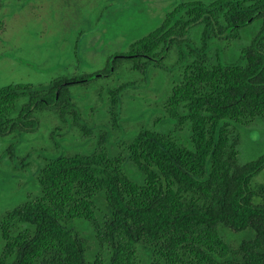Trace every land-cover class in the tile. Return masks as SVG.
Wrapping results in <instances>:
<instances>
[{"label":"trees","instance_id":"1","mask_svg":"<svg viewBox=\"0 0 264 264\" xmlns=\"http://www.w3.org/2000/svg\"><path fill=\"white\" fill-rule=\"evenodd\" d=\"M232 38L245 41L225 52ZM172 49L168 120L188 130L142 125L116 145L45 153L35 193L0 218V264H264V152L241 162L237 130L264 120V0L182 2L106 71L124 59L142 77L165 71ZM95 77L2 85L0 137L37 132L44 112L76 119L73 88ZM223 228L243 234L237 247Z\"/></svg>","mask_w":264,"mask_h":264},{"label":"rangeland","instance_id":"2","mask_svg":"<svg viewBox=\"0 0 264 264\" xmlns=\"http://www.w3.org/2000/svg\"><path fill=\"white\" fill-rule=\"evenodd\" d=\"M185 1L192 0H0V87L9 82L97 75L88 84L73 88L76 119L73 113L61 121L55 113L44 112L37 132L0 137V218L35 193L36 168L45 153L91 150L102 138L116 145L125 141V132L142 125L161 126L165 122L163 127L170 130H188V126L177 127L168 120V96L173 75L178 72L175 49L162 58L165 71L150 68L142 77L131 70L132 61L126 59L111 73L106 71L113 54L128 51L132 42L147 36L168 12ZM244 41L232 38L223 48L228 52ZM118 86L122 88L121 108L115 124L110 90ZM56 127L57 136L52 137ZM237 130L241 162L264 152V120ZM255 182H264V170ZM222 233L233 247L243 238L242 233L228 228ZM88 242L94 251L98 246L95 239ZM2 246L0 235V251Z\"/></svg>","mask_w":264,"mask_h":264}]
</instances>
